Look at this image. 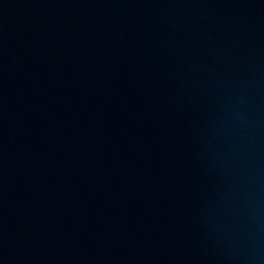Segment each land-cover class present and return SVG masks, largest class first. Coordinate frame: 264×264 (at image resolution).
I'll return each instance as SVG.
<instances>
[{
	"label": "water",
	"instance_id": "water-1",
	"mask_svg": "<svg viewBox=\"0 0 264 264\" xmlns=\"http://www.w3.org/2000/svg\"><path fill=\"white\" fill-rule=\"evenodd\" d=\"M0 264H264V0H11Z\"/></svg>",
	"mask_w": 264,
	"mask_h": 264
}]
</instances>
